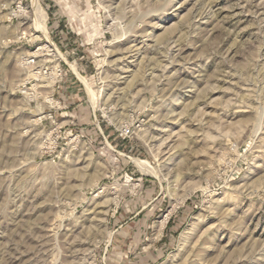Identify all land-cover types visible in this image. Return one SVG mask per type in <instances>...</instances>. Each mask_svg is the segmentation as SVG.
<instances>
[{
	"label": "rangeland",
	"instance_id": "1",
	"mask_svg": "<svg viewBox=\"0 0 264 264\" xmlns=\"http://www.w3.org/2000/svg\"><path fill=\"white\" fill-rule=\"evenodd\" d=\"M0 264H264V0H0Z\"/></svg>",
	"mask_w": 264,
	"mask_h": 264
},
{
	"label": "bare ground",
	"instance_id": "2",
	"mask_svg": "<svg viewBox=\"0 0 264 264\" xmlns=\"http://www.w3.org/2000/svg\"><path fill=\"white\" fill-rule=\"evenodd\" d=\"M37 7H39V6H37ZM41 8V7H40ZM37 10V13H39L40 15V17H41V20L43 21V23H44V16H43V13H42V11L39 9V8H37L36 9ZM94 102H97V100L96 101H94ZM163 225H164V223H162ZM162 225V226H163Z\"/></svg>",
	"mask_w": 264,
	"mask_h": 264
}]
</instances>
